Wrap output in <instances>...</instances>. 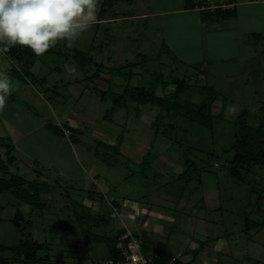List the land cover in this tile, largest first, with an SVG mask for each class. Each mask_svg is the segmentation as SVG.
Wrapping results in <instances>:
<instances>
[{
  "label": "rangeland",
  "instance_id": "obj_1",
  "mask_svg": "<svg viewBox=\"0 0 264 264\" xmlns=\"http://www.w3.org/2000/svg\"><path fill=\"white\" fill-rule=\"evenodd\" d=\"M185 1L120 0L114 5L102 4L101 15L167 12ZM249 8L236 24L232 19L219 25L209 21L199 30L192 22L193 14L181 11L99 26L93 23L71 47L62 41L56 46L59 51L38 57L32 68L38 82H30L32 76L11 75L13 89L7 104L13 107L0 113V137L12 145L13 135L1 116L24 134L13 144L17 158L9 170L41 181L44 205L35 209L10 192L0 193V264L20 263L21 257L12 247L26 237L46 243L37 252L41 264L101 263L113 257L112 238L120 230V215L111 214L112 203L137 213L127 218L131 222L143 202L168 210L174 217L170 238L176 242L169 243L185 259L191 254L189 239L199 236L211 244L218 238L225 240L221 252L212 251L209 260L215 261V256L219 264H264V225L260 224L264 164L241 170V178L228 171L237 114L246 108L250 123L258 125L264 120V5ZM76 50L89 52L101 67L81 65L74 57ZM130 62H136L131 70L140 73L129 80L130 68L125 65ZM1 64L3 71L11 68L6 58ZM173 78L185 79L186 88L179 97L184 103L200 102L210 88L218 93L212 108L217 113L223 104L224 109L211 128L196 123L190 126L185 116L169 119L165 111L152 105L139 108L147 117L136 116L132 100L125 98L118 106L113 101L128 82L154 86L158 95L168 94L175 87ZM162 80L168 84L163 86ZM51 96H57L55 102L71 104L81 116L74 134L64 129L67 137L58 136L41 124L47 118L49 123L63 120L46 103ZM24 98L33 106L24 105ZM155 115L176 127L164 135L165 125L161 124L156 134L150 125ZM103 141L115 145L117 151L105 147ZM186 146H190L188 156L197 168L189 182L185 177L176 178L184 167L181 153ZM147 152H151L150 166L140 164ZM91 169L98 171V177L115 178L109 193L98 192ZM7 176L0 171V177ZM98 182L106 188V182ZM87 198H94L99 208L86 205ZM17 209L25 221L23 229L12 222ZM84 214L103 215L106 221L93 225ZM136 218L132 224L137 229ZM246 219L259 225L247 227ZM136 232L145 239V231Z\"/></svg>",
  "mask_w": 264,
  "mask_h": 264
},
{
  "label": "trees",
  "instance_id": "obj_2",
  "mask_svg": "<svg viewBox=\"0 0 264 264\" xmlns=\"http://www.w3.org/2000/svg\"><path fill=\"white\" fill-rule=\"evenodd\" d=\"M117 0H100L101 9L100 14L104 10V6L102 4H112ZM200 15L203 19H212L219 18V16L233 15V11L230 9H223L220 13L211 12L209 10L202 9L200 11ZM59 43L56 44L58 46ZM52 47L46 53L49 54L51 52L55 53L57 48ZM7 55L14 61L20 63V67H13L12 73L15 75L23 76V78L27 76H32L29 71V67L34 63V61L39 57L36 56L31 49L27 47H12L9 51L6 52ZM45 54V55H46ZM74 57L80 61L81 65H89L95 63L92 56L89 52H82L76 50V54ZM97 66L101 65L100 63H95ZM129 67V73L126 79H131L134 72L131 70L136 66V62H130L125 65ZM101 67V66H99ZM98 77V73H94ZM31 80H34L31 77ZM162 85L165 86L168 84L167 81H161ZM175 84L174 90L170 91L168 94L158 95L155 92V88L153 87H145L143 85H129L128 83L124 84V88L122 90V94L116 95L113 97L114 103L118 106L120 105V101L124 102L125 98H128L134 102V109H136V113L139 114L141 111L139 108L145 107L148 105L158 106L161 111H165L168 118H172L175 116H185L190 119V126L194 123L211 128L213 126V121L215 117L221 116L224 105L222 104L219 112H214L212 106L215 99L218 98V93L213 92V90L208 89L204 92L203 98L200 102H191L186 101L185 103L179 100L180 93L186 88V82L184 78H173L171 81ZM158 83V80L156 84ZM212 91V92H211ZM264 120L261 121L260 124L255 125L250 123L248 120V111L246 108L241 109V111L237 114L233 121L234 132H233V141L231 146L229 147V151H232V156L228 159V171L229 174L236 178H241V170H249L255 164L262 165L264 164ZM165 125V129H162L161 133L164 135H168L167 129L175 128V124L173 122L163 123L161 116L155 115L152 119L150 125L153 128L154 132L157 134L160 125ZM49 129H52L53 132L60 135L65 133L64 129H67V132L70 134H74L76 128L71 127L65 123L62 125H56L54 123L47 122L46 124ZM180 127L177 125V128ZM105 147H112L115 151H117V147L115 145H109L103 143ZM4 148L3 151L1 149ZM190 146H186V148L181 153L183 157L184 167L182 171L177 175L176 178H186V182H189L193 176V172H197V168L195 166V162L191 157L188 156V150ZM15 148L14 145L5 143L3 138L0 137V171L3 173H8L7 177H0V193L2 192H10L15 197H17L20 201L29 204L32 208L40 209L43 207L44 202L41 198L42 184L41 181L38 180H28L24 178L22 175L18 173L11 172L9 170V166L13 164L17 158V155L14 153ZM151 152H147L141 158L140 164L146 163L150 166L151 161ZM146 176V174H144ZM199 181L200 176H196ZM47 184V183H46ZM113 205H116L113 203ZM117 206V205H116ZM84 217L88 218L89 221L92 222L93 225L99 226V224L104 223L106 218L103 215H89L84 214ZM12 222L17 229H23L24 226V218L21 212L17 209L14 217L12 218ZM29 222V221H28ZM27 222V223H28ZM264 225V213L262 222L260 223ZM255 226L259 225L257 222H253L249 219H246V226ZM125 230V228H120L119 232L114 235L112 238V242L114 246L112 247V256H116L118 254L117 249L115 248V243L121 233ZM134 232V231H133ZM136 234V232H134ZM137 235V234H136ZM107 237L104 238V240ZM204 242H200L199 247L194 250L192 256L189 260H177L173 264H196L195 261V253L200 251L203 248ZM45 242H40L38 240H34L31 237H26L24 240L20 241V243L16 246L12 247L13 252H15L16 256L21 257V261L19 264H41L38 262L37 252L42 250L45 247ZM143 247L145 249H150L157 254V262H163L170 258L173 252L166 249H151L144 242ZM115 251H114V250ZM14 255V254H13ZM1 264H16L9 261H4ZM47 264H50L47 261Z\"/></svg>",
  "mask_w": 264,
  "mask_h": 264
},
{
  "label": "crops",
  "instance_id": "obj_3",
  "mask_svg": "<svg viewBox=\"0 0 264 264\" xmlns=\"http://www.w3.org/2000/svg\"><path fill=\"white\" fill-rule=\"evenodd\" d=\"M120 0L114 1L111 5H114L115 3H117ZM125 1H131V0H125ZM188 1V2H187ZM185 2H183L181 7H178L176 9H171L168 10L167 12H191L193 14V20L192 22L197 24V29L202 27V26H206L208 24L209 21L212 25H219L220 23H227L228 24V19H232L235 20V24L238 23L239 18L242 16L243 13L247 12V10H249L250 6H253L255 4H263L264 5V0H221V1H217V0H187ZM224 1V2H223ZM230 9L233 11V15H226V16H219V18H212V19H203L200 15V11L202 9L204 10H209L212 13L216 12V13H220L223 9ZM254 8V7H252ZM154 13H149V12H142L139 14H124L121 13L119 14L118 12H114L111 15H101L97 16V19L94 21V24L96 25H100L101 23H111L113 21H118V20H125V19H131V18H144V17H150L151 15L157 16L163 13H167L164 10H158L155 9V11L153 10ZM205 24V25H203ZM237 27V26H236ZM199 30V29H198ZM253 35H256L255 32H252ZM168 43H163V45L167 46ZM101 46V47H100ZM99 47L102 49V44L101 42L99 43ZM6 58L9 61V66L11 65V68L8 70L7 69V74L12 77L14 74L12 73V68L13 67H20V63L12 60L6 52H0V65L2 66L1 62H3V59ZM93 58V57H92ZM38 59V58H37ZM36 59V60H37ZM29 67V71L32 74V77L34 78V81L36 80V82H38V78L35 76V73L32 71V68L35 65V62ZM94 60V59H93ZM95 62V60H94ZM96 63V62H95ZM98 63V62H97ZM101 64V63H100ZM0 66V71L2 70V67ZM135 68V67H134ZM140 73L139 71H134V74H138ZM12 75V76H11ZM27 79V77H25ZM14 79V78H12ZM40 81V80H39ZM98 81H100V77L98 78ZM30 82L33 83V80H31ZM49 86V85H48ZM68 86L72 87V84H69ZM14 96V95H12ZM57 96L54 97H50V99L46 100V103H48V105L50 106V110L51 112L56 113L59 115V117H63V120L60 118L55 119L56 122L54 124L56 125H62L63 123L71 126V127H77V124L79 125V121L81 120V116H79L76 112H74V106H72L71 104H67V102L61 101L59 102H55L54 100L56 99ZM13 98V97H12ZM55 98V99H53ZM24 105L28 104V105H32V103H30L29 101H27L25 98L23 99ZM19 105V103H17ZM7 106H11L13 107L12 103L11 104H7ZM10 107V108H11ZM146 107V106H145ZM8 108V107H7ZM9 108V109H10ZM147 108V107H146ZM142 112V111H141ZM140 112V113H141ZM137 114L135 113L136 116L142 115V116H146L147 117V112L144 111L141 114ZM3 119L2 122L5 124V127L8 128V130L11 131V134L13 135V143L15 145V143L20 140L21 138L24 137V134L15 126L13 125L12 122L9 123V121L4 120L3 116H1ZM50 118H47L45 120H43V122H41V124L43 123V125L46 126V122H49ZM151 123V122H150ZM40 124H38L37 126H35V128L39 127ZM58 135V134H57ZM62 136H66V133L60 134ZM59 136V135H58ZM57 136V137H58ZM67 137V136H66ZM69 137V136H68ZM103 143L106 144L105 141H103ZM16 149V147H15ZM91 174L93 176V178L95 179L94 184L97 186V188L99 189L100 187V191L98 192H102V193H109L111 188H114V185L116 180L113 176L110 175L107 176V174L103 175L102 177H98V171H95L94 169H91ZM101 180V182H106L107 186L105 189H103V187H105L104 185H99L98 181ZM97 189V190H98ZM86 202L85 204H92L91 206H94V210L99 208V203H97L95 201V199L93 198H87L85 199ZM123 201H127V200H123ZM122 201V203H123ZM109 202H111V199H109ZM114 202V200H113ZM132 203H137V202H132ZM113 204V203H112ZM127 207H124L123 205L120 206L119 208V214L116 216L118 217V221L120 222V228H130L132 231L136 232V230H142L145 231V239H142L145 241V244L151 248V249H166L169 250L171 252L173 251V247L171 246V244L169 243L170 241L176 242L174 239L170 238V233L171 230H173L171 223L173 221V216L168 213V210H164L161 207L154 205V204H148V203H142L140 204V213L138 215H135V219H137L136 217L138 216V223L135 225L137 227V229L134 227V225L132 224L134 220H132L131 222H129L127 220V218H130V215L132 216L133 214H137V213H130V210H127ZM128 211V212H127ZM134 217V216H133ZM131 220V219H130ZM148 220V223L146 222ZM137 234V232H136ZM138 235V234H137ZM199 237V236H198ZM190 238L189 239V247L191 248L190 252L191 254L189 255L188 258H186L187 260H189L192 256V253L194 252L195 249H197L199 247L200 242H205L204 246L202 249H200V251H198L197 253H195V261L197 260L196 264H219L220 261L219 259H217L215 256V261L214 260H209L208 258L210 257V253L212 251H219L221 252V249L224 247L225 240L223 238H218L216 240V242L214 244L208 243V239L202 240L201 237L199 238ZM221 239L223 240V242H221ZM179 251V250H178ZM177 252V251H176ZM211 261V262H209ZM95 264V263H94Z\"/></svg>",
  "mask_w": 264,
  "mask_h": 264
},
{
  "label": "clouds",
  "instance_id": "obj_4",
  "mask_svg": "<svg viewBox=\"0 0 264 264\" xmlns=\"http://www.w3.org/2000/svg\"><path fill=\"white\" fill-rule=\"evenodd\" d=\"M100 9V0H0V52L19 46L43 56L62 41L71 47L92 27ZM12 89V78L0 71V113ZM182 260H187L184 254Z\"/></svg>",
  "mask_w": 264,
  "mask_h": 264
},
{
  "label": "built area",
  "instance_id": "obj_5",
  "mask_svg": "<svg viewBox=\"0 0 264 264\" xmlns=\"http://www.w3.org/2000/svg\"><path fill=\"white\" fill-rule=\"evenodd\" d=\"M111 206V214L117 216L119 208L113 204ZM115 248L118 251L116 256L109 257L101 263L95 264H173L183 258L181 252H175L166 261L157 262V254L150 249H145L143 240L128 227L118 237Z\"/></svg>",
  "mask_w": 264,
  "mask_h": 264
}]
</instances>
